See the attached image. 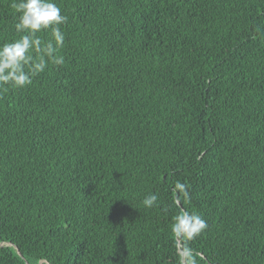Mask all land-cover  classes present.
<instances>
[{
  "label": "trees",
  "instance_id": "16d2710c",
  "mask_svg": "<svg viewBox=\"0 0 264 264\" xmlns=\"http://www.w3.org/2000/svg\"><path fill=\"white\" fill-rule=\"evenodd\" d=\"M54 2L63 64L0 88V264H178L181 208L195 264H264V0Z\"/></svg>",
  "mask_w": 264,
  "mask_h": 264
},
{
  "label": "clouds",
  "instance_id": "9594fccd",
  "mask_svg": "<svg viewBox=\"0 0 264 264\" xmlns=\"http://www.w3.org/2000/svg\"><path fill=\"white\" fill-rule=\"evenodd\" d=\"M10 6L18 14L15 31L22 35L0 46V88L5 91L7 87L22 89L31 85L33 78L49 64H63V57L59 55L65 42L61 25L67 21L54 0H12ZM42 33H50V38H43ZM173 192L178 206L181 198H189L183 183L177 182ZM158 199L157 194L150 193L142 204L151 209L158 206ZM172 220L178 264H195L193 251L182 242L197 238L207 228V222L196 212L183 208Z\"/></svg>",
  "mask_w": 264,
  "mask_h": 264
}]
</instances>
